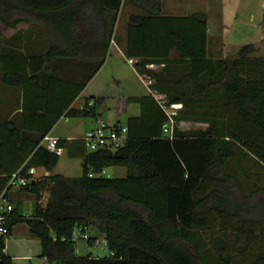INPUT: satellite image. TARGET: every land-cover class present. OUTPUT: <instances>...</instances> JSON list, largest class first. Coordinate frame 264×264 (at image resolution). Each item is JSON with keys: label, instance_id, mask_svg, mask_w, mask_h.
Here are the masks:
<instances>
[{"label": "trees", "instance_id": "obj_1", "mask_svg": "<svg viewBox=\"0 0 264 264\" xmlns=\"http://www.w3.org/2000/svg\"><path fill=\"white\" fill-rule=\"evenodd\" d=\"M123 1L0 0L3 25L28 23L48 39L46 52L26 54L0 31L3 81L23 89L21 122L0 121V194L22 166L50 171L22 189L37 202L31 215L15 207L11 233L18 222H28L43 256L64 264H233L235 252H245L256 232L263 246L247 264H264V186L247 193L250 171L244 169L242 177L239 164L233 165L249 154L264 167V58L251 56L254 43L234 56L209 58L204 12L164 15L162 0H130L144 13L129 17L126 54L137 60L139 73L152 76L153 88L167 95V107L176 108L173 135L163 131L169 116L154 96L138 97L142 112L128 119L123 147L88 151L80 138L71 151L68 139L60 138L59 146L83 157V172L78 177L53 172L61 155L42 145L43 137L63 116H95L103 99L90 97L82 107L73 106L88 76L64 79L52 74L51 64L76 58L94 62V71L101 68ZM173 50L177 58L171 57ZM155 64L160 67L153 69ZM182 119L210 126L182 131ZM111 166L127 167L128 175L105 176ZM47 181L50 197L43 207L38 200ZM252 199L256 206H250ZM76 225L104 234L114 255H79L71 240ZM215 225L221 233L206 249L203 232ZM227 233L236 235L231 245ZM5 246L0 238V264H14Z\"/></svg>", "mask_w": 264, "mask_h": 264}, {"label": "crops", "instance_id": "obj_2", "mask_svg": "<svg viewBox=\"0 0 264 264\" xmlns=\"http://www.w3.org/2000/svg\"><path fill=\"white\" fill-rule=\"evenodd\" d=\"M163 1V14L164 15H190L194 12L201 11L207 14L208 18V40H207V51H208V57L209 58H222L230 56V53H232L235 49H238L240 46H242L244 43L235 41V36L233 38L232 32H234L233 24L235 20L238 17V11L240 10V3H228V0H222V6L221 11H217V13L213 10V1L212 0H162ZM255 0H251L243 5L244 10L249 11V20L256 22V14L254 12V3ZM260 1L262 5V19L258 18L260 27L264 30V18H263V12H264V0H258ZM125 12V14H124ZM133 13H144L143 10L131 3L130 0H124L121 10L118 15V19L115 24L114 29V36L111 42L110 46V53L102 65L101 68H99L97 71H94V62H85L81 63V65L78 66V64L71 65L66 62H57V60L52 62V74L56 75L55 69L57 67V70L59 68V65L64 66V71L66 75L60 73V77H63L64 79H69L73 81H81L84 77L88 78L87 85L84 88V90L81 92L79 97L74 101L73 106L75 107H81L83 106L88 99L85 98H102V102L104 107L110 108L108 104V99L112 92H108V90H102V87L100 88L97 83V81L101 78L104 83H107L106 78L101 77V72L106 66L108 62H110V56L113 58H124L126 62H128L131 66L134 65L135 74L137 78L145 84L147 87V90H140L138 88L134 87L133 82L127 83L128 78L125 77L124 86H123V99L126 100V112L123 114L125 117H123L121 114H119L112 123L109 124H122L127 125L128 119L130 117H138L141 115V104L136 100L138 97L148 96L151 94L150 89L153 88V84L151 87L147 86L146 83L142 80L140 73L138 72L136 68V63H130L129 57L126 54V45H127V27L129 22V17ZM216 14V16L214 15ZM124 15V16H123ZM122 20V23H121ZM234 21V22H233ZM0 31L2 32L4 40L10 39L11 44H9L12 48L16 50H20L25 52L26 54H38L46 52L48 48V39L46 36H42V34H36L38 30H40L37 27H34L31 24L28 23H20L16 28H10L5 25H3L0 22ZM256 26V24H255ZM236 35L237 31L235 32ZM264 38V33L258 38L259 40H262ZM257 42L256 39L250 38V41L248 43H254ZM247 44V43H246ZM178 52L176 50H173L171 53L172 58H177ZM57 62V63H55ZM84 62V61H83ZM80 64V63H79ZM72 67H78V72H74L71 70ZM160 65L155 64L152 68L156 69L159 68ZM62 69V68H61ZM60 70V69H59ZM147 73V72H146ZM149 74V73H147ZM4 76V69L3 67L0 68V99L2 98L4 100V105L2 107L5 110L4 117L8 119L9 116L12 118V116L17 113V123L21 122V113H22V102H23V89L21 87H8L5 85L3 81ZM152 77V76H151ZM112 79L118 83H123V76L119 73H115L112 76ZM101 81V80H100ZM96 83V84H95ZM115 96V95H113ZM15 106L16 109H12L11 107ZM1 107V106H0ZM98 114H101V112L96 111L95 116H78V121L70 126V129L67 134L63 136L54 135L52 133V130L49 132L51 136L59 137V138H67L69 141V144L73 145L76 139H80L84 133L90 129L87 128L85 130L84 125L86 123L87 119H92V124H94L92 127H94L99 120ZM90 117V118H89ZM2 118V119H3ZM69 119L66 121H69L71 117H68ZM65 119L62 117L60 120ZM123 119H125V122H123ZM59 120V121H60ZM91 127V128H92ZM76 144V143H75ZM76 145H73V147H69L71 151H75ZM68 147L64 148V152L69 151ZM56 167V166H55ZM43 167H40L39 169H42ZM125 168V169H120ZM109 170L116 171L115 173H118V177H126L128 175V168L125 166H111L105 169V174L109 172ZM55 172V168H54ZM108 175H110L108 173ZM117 176V175H116ZM13 234V231H12ZM8 253V252H6ZM11 257V256H10ZM59 264H64L62 262H59Z\"/></svg>", "mask_w": 264, "mask_h": 264}, {"label": "rangeland", "instance_id": "obj_3", "mask_svg": "<svg viewBox=\"0 0 264 264\" xmlns=\"http://www.w3.org/2000/svg\"><path fill=\"white\" fill-rule=\"evenodd\" d=\"M213 1V10L217 13L221 9L222 6V0H212ZM251 0H228V3H240L241 7L238 11V17L235 20L233 27L234 32H232V36L235 41H240L244 44L248 43L250 41V38L256 39L257 42H254L255 44V50L251 53V56L254 57H263L264 58V38L262 40L258 41V38L264 33V30L260 27L258 18L262 17V5L260 1L255 0L254 5V12L256 14V22L249 20V11L244 10L242 7L244 4L249 2ZM221 11V10H220ZM125 14V12H124ZM216 16V14L214 13ZM124 16V15H123ZM262 19V18H261ZM122 23V20H121ZM256 24V26H255ZM1 25V24H0ZM237 31V34L235 32ZM243 44V45H244ZM242 45V46H243ZM235 49L232 53H230L231 56H234L238 53L239 49ZM111 60L106 64L104 69L101 72V77L107 79V83H104L102 79L100 78L97 83L98 86L102 90H108V92H112L108 99V104L110 108L104 107L103 103L99 102L95 106L96 111L101 112V114H98L100 117L99 119H103L104 121L108 123H112L114 120H116L117 116L121 114L123 117H125L123 114L126 112V100L123 99V86L125 77L128 78L127 83L133 82L134 87L138 88L140 90H147V87L143 82H141L136 74L134 65H130L128 62L124 60V58H113L110 56ZM57 62H66L71 65L78 64L81 65V63H85L80 59L76 58H60L57 60ZM55 62V63H57ZM80 63V64H79ZM2 64L0 63V68H2ZM62 68V69H61ZM60 69V70H59ZM72 71L78 72V67H72ZM55 72L57 74H64L66 75L64 71V66L59 65V68L57 70V67L55 69ZM115 73H119L123 76V83L118 84L113 79L112 76ZM101 80V81H100ZM96 84V83H95ZM100 98V97H97ZM83 99H89V98H83ZM4 105V100L0 99V121H3L6 118L4 117L5 110L2 107ZM12 109H16L15 106L11 107ZM3 118V119H2ZM9 118H11L9 116ZM13 119H17V113H15L12 116ZM90 118V117H89ZM126 118V117H125ZM78 121V117H71L69 121H66L65 119H62L56 123V125L53 128L52 133L54 135L63 136L68 133L70 126L73 125ZM123 122H125V119H123ZM94 124H92V119H87L86 123L84 125L85 130L87 128H91ZM210 123L202 120H194V119H182L179 121V129L182 131H198V130H204L209 128ZM33 137H38V134H31ZM88 151H90L87 148ZM241 162H233V165L236 167L238 166L239 174L244 177V169H247L250 171V174L246 177L247 187H245L246 192L248 193L250 189H256L257 186H264V167L261 165H257L256 159L249 154H244L240 157ZM125 169V168H120ZM54 172V171H53ZM56 173H62L68 177H78L82 175L83 172V157L82 156H76L72 155L69 151L62 153L58 163L55 167ZM116 171L111 172L109 170V174H105L107 177H118V173H115ZM42 173V172H39ZM43 174V173H42ZM117 175V176H116ZM256 181L258 184H256ZM47 181V184L43 187L40 197L38 200V203L41 204V206L45 207L47 204V201L50 197V182ZM37 196L32 193L29 190H19L16 192L10 193V198L13 200L15 205L19 208L20 213L24 215H31L34 212L36 202H37ZM250 206H256V199H252L249 203ZM256 214V213H255ZM221 230L215 225L214 229L211 230H205L203 232V239L205 248L208 249L211 248L213 244L211 243L210 239L213 235L217 233H221ZM230 245L234 243L235 234L233 233H227L226 234ZM241 242V241H240ZM235 246V244H234ZM263 246L261 238L259 236H255L253 239L252 244L247 248V250L243 253L235 252V258L233 260V264H247L248 260H250L255 254V251L257 248ZM7 254L12 257L14 264H59L58 262H50L47 260L46 257L43 256L42 252V245L38 237L32 235L30 233L29 224L26 221H20L13 227V234L11 237L7 240ZM77 253L79 255H87L89 253H97L100 256L107 255L109 253L108 249L101 247V245H90L86 246L84 242H79L77 244Z\"/></svg>", "mask_w": 264, "mask_h": 264}, {"label": "built area", "instance_id": "obj_4", "mask_svg": "<svg viewBox=\"0 0 264 264\" xmlns=\"http://www.w3.org/2000/svg\"><path fill=\"white\" fill-rule=\"evenodd\" d=\"M136 61L137 60L134 58H129L130 63H136ZM140 76L147 86L151 87L154 83V79L149 74L140 73ZM150 92L169 116V119L163 124L164 133L167 135H173L176 123L174 118L177 114L176 108L167 107L168 97L165 93H160L152 88L150 89ZM93 104L94 101L90 100L89 105ZM63 117L65 120L69 119L67 116ZM128 138L129 129L127 125L109 124L103 119H99L96 125L88 129L81 137L90 151L99 149L117 150L127 143ZM59 141V137L46 134L43 137L41 144L50 151L61 155L64 152V148L59 146ZM23 167L24 166L20 167L10 175L6 187L0 194V238L3 239L6 244L3 249L4 252H7V240L12 235L10 230V219L11 213L16 207L15 203L10 198V193L22 190L38 180L40 177L48 176L50 174V171L45 168L39 169L40 167L30 166L24 171ZM39 172H42L43 174ZM94 235L96 234H93L87 225H76L72 231L71 240L75 242L76 247L79 242H84L86 246L101 245V247L108 249L109 253L107 255H114V251L109 248V242L106 236L104 234H98L94 237ZM92 254L96 257H100L97 253Z\"/></svg>", "mask_w": 264, "mask_h": 264}]
</instances>
